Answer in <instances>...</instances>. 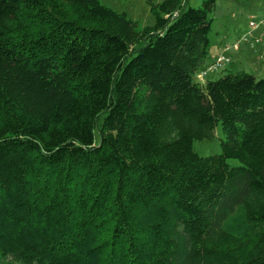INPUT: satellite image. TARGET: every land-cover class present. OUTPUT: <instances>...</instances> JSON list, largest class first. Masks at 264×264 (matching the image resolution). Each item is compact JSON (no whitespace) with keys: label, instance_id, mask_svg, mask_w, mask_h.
<instances>
[{"label":"trees","instance_id":"1","mask_svg":"<svg viewBox=\"0 0 264 264\" xmlns=\"http://www.w3.org/2000/svg\"><path fill=\"white\" fill-rule=\"evenodd\" d=\"M148 2L0 0V264H264V77L197 81L216 0Z\"/></svg>","mask_w":264,"mask_h":264},{"label":"rangeland","instance_id":"2","mask_svg":"<svg viewBox=\"0 0 264 264\" xmlns=\"http://www.w3.org/2000/svg\"><path fill=\"white\" fill-rule=\"evenodd\" d=\"M99 1L113 10L125 12L140 27L152 25L155 22L148 0ZM152 1L155 3L160 0ZM184 1L192 7H199L202 4V0H182V4ZM209 17L211 18L208 33L210 49L228 45L229 48L223 54L229 58V61L219 69L208 72L202 79L196 78V80L204 82L216 79L227 72L237 71L251 73L256 78L264 77V24L253 28V32L247 35V41L243 39V35L248 34L252 29L249 20L259 21L264 18V0H216ZM237 41H239L238 46L234 48L232 45ZM223 137L224 133L218 123L211 138L193 141V149L204 156L220 153V139ZM227 162L232 166L240 164V161L234 158H228ZM239 220H241V213L237 210L226 224L235 225L239 223Z\"/></svg>","mask_w":264,"mask_h":264},{"label":"built area","instance_id":"3","mask_svg":"<svg viewBox=\"0 0 264 264\" xmlns=\"http://www.w3.org/2000/svg\"><path fill=\"white\" fill-rule=\"evenodd\" d=\"M259 24H264V18L260 19L259 21H255L254 19H250L249 20V25L252 27V29L250 30V32L247 34L245 33L243 35V39L247 41V35H250L253 31V28H255L256 26H258ZM238 42H235L232 46L234 48H237L238 46ZM229 46L226 45L225 47L222 48V50L215 55V57L208 63L206 64L202 69H200V71H198L197 73V78L202 79L203 76H205L208 72L210 71H215L217 69H219L220 67H222L226 62L229 61V58L226 57L223 52L228 49Z\"/></svg>","mask_w":264,"mask_h":264},{"label":"crops","instance_id":"4","mask_svg":"<svg viewBox=\"0 0 264 264\" xmlns=\"http://www.w3.org/2000/svg\"><path fill=\"white\" fill-rule=\"evenodd\" d=\"M219 48H220V50H219ZM222 50V47H216V48H214V49H209V53H210V57H209V60H208V62L209 61H211L212 59H213V57L217 54V53H219L220 51ZM207 62V63H208ZM206 64V63H205Z\"/></svg>","mask_w":264,"mask_h":264}]
</instances>
